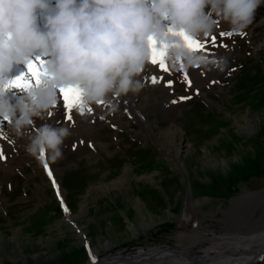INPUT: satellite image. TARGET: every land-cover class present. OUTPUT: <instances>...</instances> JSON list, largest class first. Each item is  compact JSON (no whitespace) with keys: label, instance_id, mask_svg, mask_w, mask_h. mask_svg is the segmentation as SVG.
Instances as JSON below:
<instances>
[{"label":"rangeland","instance_id":"rangeland-1","mask_svg":"<svg viewBox=\"0 0 264 264\" xmlns=\"http://www.w3.org/2000/svg\"><path fill=\"white\" fill-rule=\"evenodd\" d=\"M225 33L218 19L196 50L226 56L225 71L189 69V88L184 70L149 64L139 94L84 106L87 130L62 160L45 158L59 195L41 161L0 146V264H89L96 250L143 258L162 246L191 261L187 250L216 245L222 261L238 256L218 240L264 233V6L243 33Z\"/></svg>","mask_w":264,"mask_h":264},{"label":"clouds","instance_id":"clouds-1","mask_svg":"<svg viewBox=\"0 0 264 264\" xmlns=\"http://www.w3.org/2000/svg\"><path fill=\"white\" fill-rule=\"evenodd\" d=\"M261 6L264 0H56L54 7L50 0H0V120L16 137L27 136L33 158L47 154L54 164L64 158L71 130L48 123L30 129L56 109L59 90H78L85 107L137 95L159 52L174 70L223 72L226 56L209 58L188 41L211 37L218 19L241 34ZM37 53L47 58V76L13 102L9 77Z\"/></svg>","mask_w":264,"mask_h":264},{"label":"bare ground","instance_id":"bare-ground-1","mask_svg":"<svg viewBox=\"0 0 264 264\" xmlns=\"http://www.w3.org/2000/svg\"><path fill=\"white\" fill-rule=\"evenodd\" d=\"M55 3H56V0H50V5L52 7L55 6ZM205 11L207 12L208 9H205ZM44 25H45V21H44L43 17H41L39 19V26L44 28ZM38 57H42L45 61H47V58L43 57L42 54H40V53H37L33 57V60L37 59ZM45 65H42V70H44ZM26 70H27L26 66H23V65L17 66L14 69V71L11 73L9 79L10 80L15 79L21 73L26 72ZM152 72H154V67H150L149 65H147L144 72L142 73V76L139 79H142V81H143L144 75L151 74ZM150 76L151 75L148 76L149 79H150ZM22 92L23 91H21L19 89L10 91L9 94L13 98V102H15V100L18 99L23 94ZM58 96L60 99V103L58 104L56 109H54L51 113L46 114V116L43 120L36 119L35 124L33 125L32 129H30L31 133H35V131L43 123L51 124L54 127H68L71 130L72 134L77 133V131L79 129H81V130L86 129L87 130L88 122L90 121V119H93V117L89 116V115H82V114H80V112L78 110L74 109L72 112V116H73V120L76 121V125L73 124L74 126L71 125V127H70L69 123L65 119V109L63 107V101H62L59 93H58ZM109 98H111V96ZM115 114L116 113H114V115L111 117V120L112 121L116 120L115 122H117V119L119 120V115H115ZM27 143H28L27 136L16 137L11 131L10 122L5 121V120H0V146L5 145L4 147L7 146V148L8 147H14V148L18 149L19 155L17 154L18 155L17 160H19V162H22V161L24 162L27 160L26 159L28 156V155H26ZM47 157L48 156L46 154L45 158H47ZM5 168L1 167L0 172L2 170H4ZM222 241H224L223 244H222ZM219 243H221L222 246L228 247L229 249L232 248V250H231V252L233 253L232 255H237L238 257L230 256V254H228V252H227L226 255H228V256L225 258V260L216 261L218 259V257L216 255L219 254L218 249H221V246L216 245V246H212L210 248H206L205 250L202 248L197 249L196 247H195V249L187 250L186 256H188L191 259V261H187L186 259L180 258L179 256L175 257L176 254H182V256H185V254L182 251H178V250H175L173 248V250L169 253L168 251H165V250L158 251V250H161L162 248H165V247H156V248H151L154 250H151L148 252H146L143 249H139V251H142V253L145 254V256L143 258H139L138 254L127 255V256H129L130 261L129 260L113 259L112 261H109L106 264H119V263H121V264H123V263H125V264H140V263L141 264H159L160 262L162 263L163 261L169 262V260L172 258H174V259L178 258L179 259L178 264H242L244 262H248V261L251 262L253 260H256V258L264 256V233L256 234V235H250V236H242V235L240 236L239 235L236 237H228V238L218 240V243H216V244H219ZM192 250H201L204 253V255H202V256L198 255V254L193 255V254H191ZM97 254L98 253L96 250L94 256H97ZM164 257H167V258L165 259ZM178 259H176V260H178ZM154 261H156V262H154ZM214 261H216V262H214Z\"/></svg>","mask_w":264,"mask_h":264},{"label":"snow or ice","instance_id":"snow-or-ice-1","mask_svg":"<svg viewBox=\"0 0 264 264\" xmlns=\"http://www.w3.org/2000/svg\"><path fill=\"white\" fill-rule=\"evenodd\" d=\"M224 35L231 36L232 33H225ZM215 40L216 38L213 37L212 43L213 46H215ZM189 46L193 50H202L206 47V45L201 44L199 41H188ZM47 62L42 58L38 57L35 60H32L29 62V64L26 66L27 70L24 73H21L19 76H17L15 79H12L9 88L12 90L19 89L21 91L28 90L32 87L39 86L44 78L47 76V73L42 70V65H45ZM153 65H159L161 71H167V65L166 61L164 59V54L162 52L156 53L154 56V59L152 61ZM184 80L187 83V86L190 88L192 86V80L189 78L188 74L184 73ZM34 82V83H33ZM160 82L155 76L151 77V83L156 84ZM167 87H172L171 82L167 84ZM199 94V93H197ZM59 95L63 101V107L65 109V119L69 122L73 121L72 112L74 109L78 110L80 114H84L85 107L82 103V97L78 90H70V89H61L59 90ZM191 97H181V101L190 99ZM177 101H173V103H176ZM89 112L92 110L89 108ZM103 119V117H101ZM0 160H6V156L4 155V149L0 147ZM41 162L43 163V167L49 176V178L52 180V183L56 189L57 194L59 195V186L56 185V181L53 177V170L49 168V165L47 163V160L45 159V156L41 157ZM62 202V201H61ZM64 211H68V209L65 207Z\"/></svg>","mask_w":264,"mask_h":264},{"label":"water","instance_id":"water-1","mask_svg":"<svg viewBox=\"0 0 264 264\" xmlns=\"http://www.w3.org/2000/svg\"><path fill=\"white\" fill-rule=\"evenodd\" d=\"M162 247H165V248H162L161 250H165V251H168V252H171L173 250V248H171V247H167V246H162ZM259 258H264V256L259 257ZM113 259L129 260V256H127V255L125 256L123 254V252H119V253H115V254H109L107 256H100L99 253H98L97 256H94L91 259V261L89 262V264H106L107 262L112 261ZM257 259L258 258H256V260H253L251 262H256ZM119 264H121V263H119ZM123 264H125V263H123Z\"/></svg>","mask_w":264,"mask_h":264}]
</instances>
